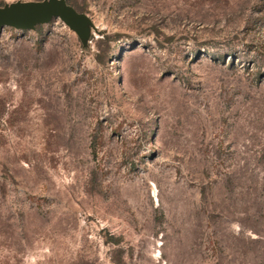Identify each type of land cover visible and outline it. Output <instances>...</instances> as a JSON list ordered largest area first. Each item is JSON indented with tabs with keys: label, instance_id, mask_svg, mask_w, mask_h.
I'll return each instance as SVG.
<instances>
[{
	"label": "rangeland",
	"instance_id": "374dc122",
	"mask_svg": "<svg viewBox=\"0 0 264 264\" xmlns=\"http://www.w3.org/2000/svg\"><path fill=\"white\" fill-rule=\"evenodd\" d=\"M65 2L0 33V264H264V0Z\"/></svg>",
	"mask_w": 264,
	"mask_h": 264
},
{
	"label": "water",
	"instance_id": "95a60500",
	"mask_svg": "<svg viewBox=\"0 0 264 264\" xmlns=\"http://www.w3.org/2000/svg\"><path fill=\"white\" fill-rule=\"evenodd\" d=\"M53 18L70 25L75 20V12L65 0L16 3L0 8V33L9 27L21 31L34 30L37 25L49 23Z\"/></svg>",
	"mask_w": 264,
	"mask_h": 264
}]
</instances>
